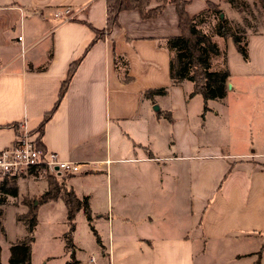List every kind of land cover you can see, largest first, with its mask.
<instances>
[{"label":"crops","instance_id":"obj_1","mask_svg":"<svg viewBox=\"0 0 264 264\" xmlns=\"http://www.w3.org/2000/svg\"><path fill=\"white\" fill-rule=\"evenodd\" d=\"M185 1L190 16L210 2L241 23L228 0ZM63 8L73 12L67 21L53 15ZM105 9L106 0H0V149L25 130L60 158L86 164L59 176L87 199L96 224L94 252L76 264H203L209 244L223 248L211 254L225 264H264V88L239 84L264 76V33H248L247 62L233 40L217 37L226 58L211 70L230 75L225 95L205 101L190 95V81L170 80L164 38L180 34L174 3L154 18L120 11L110 32L91 43L106 26ZM160 87L167 92L145 95ZM241 94L253 96L240 103L256 110L244 131L227 103ZM40 183L44 192L47 180ZM60 199L38 205L37 215Z\"/></svg>","mask_w":264,"mask_h":264},{"label":"trees","instance_id":"obj_2","mask_svg":"<svg viewBox=\"0 0 264 264\" xmlns=\"http://www.w3.org/2000/svg\"><path fill=\"white\" fill-rule=\"evenodd\" d=\"M155 6H150L149 0H106V26L104 30H95V35L91 41L95 42L110 32L113 24L117 22L118 13L128 9H137L141 13L142 18H154L160 13L164 4L174 3L176 12H178V27L180 34L173 37L164 38L166 48L170 52V80L171 83H180L182 81H190L193 85L192 94H200L202 99L219 100L225 95L227 88V78L230 73L225 67L218 70H211V59L213 56L223 55L218 45L212 40V36L205 32L201 27L202 23L213 18L215 21V33L222 38H230L234 41L236 49L243 59L247 62L249 54H247V39L246 30L241 23L229 22L224 16L221 17V9L216 5L208 2L207 7L201 13L190 16L185 10V0H156ZM229 3L236 9L246 7L244 1L228 0ZM264 9V0H258ZM255 30V29H254ZM80 59L70 63L67 69V76L61 82L59 94L54 107L45 112L42 121L39 124L37 131L40 133L43 130L45 122L50 117L51 113L57 107V103L66 92L67 85L71 80ZM224 63V62H223ZM167 92V87L156 89H148L145 95L152 98L154 95H160ZM205 108V107H204ZM15 125V124H14ZM37 144L40 143L37 141ZM35 174L45 176L47 180V188L44 192L36 197H24L21 203L27 208L25 213L19 214L18 219L22 220L26 225L27 234L21 239L16 240L10 246L11 256L8 259V264H30L31 245L33 242L32 232L37 225V210L38 205L50 200L61 198L66 207V219L68 222L69 233L67 240L70 244L72 237L69 235L75 228L74 218L79 210H83L86 220L91 225V210L88 206L87 199H80L75 192L66 186L64 177H57L47 171H42L38 168L30 169ZM18 195V183L16 176H2L0 178V217L2 214L1 206L5 204L8 198H15ZM92 226V225H91ZM70 264V263H66Z\"/></svg>","mask_w":264,"mask_h":264},{"label":"rangeland","instance_id":"obj_3","mask_svg":"<svg viewBox=\"0 0 264 264\" xmlns=\"http://www.w3.org/2000/svg\"><path fill=\"white\" fill-rule=\"evenodd\" d=\"M247 1L248 2L244 1L247 3L246 7L242 8L241 6V8L238 9L240 14L238 19L241 20V25L247 29L246 39L249 32L261 33L262 31L264 33V9L257 0ZM224 8L227 10L226 6H224ZM225 18L227 19V17ZM215 21L216 20L211 18L201 25V28L205 30L206 33L211 35L212 40L214 41H216L218 37L215 33ZM18 33L19 32L16 31L15 35ZM223 59V55L213 56L211 59L212 68H218ZM239 84L243 89H250L253 87L263 89L264 76H251L250 79L240 81ZM248 97L253 96L241 94L238 98L239 101L232 103L227 101L228 105L232 107L233 112H237V123H239V126L243 131L245 126L249 124L252 116L256 114V110H253V108L245 109V105L240 103L242 99L246 100ZM212 103L213 102H210V104ZM204 105L206 106V104ZM16 178L17 181L19 179L23 180L19 181L18 195L15 198H8L7 202L1 206V209L3 210L0 217V264L8 263V259L11 256L10 246L12 245V242H15L16 239L27 234L25 223L17 217L18 214L27 210V208H25V206L21 203V200L24 197L33 198L37 196H27L31 192L42 193V184H38V181L46 179L45 176L43 177L41 174L30 173L21 174L16 176ZM58 202L57 208L54 210L51 211L46 208H41L37 215L38 223L35 230L31 234L33 237V243L31 246L32 254L30 264H76V257L80 258L82 263H87L91 254L94 252L92 247L96 241V237L98 236L95 230L96 224L91 222V226L88 221H86L85 217L81 215L82 213H79L78 217L76 216L74 219L75 230L69 234L72 237V241H70L69 244L67 240L69 228L64 203L61 199ZM102 227H105V223H102L98 228L102 230ZM52 234L57 236L52 237ZM213 245L214 244L206 245L207 251L204 255L205 260L203 259L201 262L203 264H225L226 258L211 254L214 250L217 251L223 248L218 245ZM198 259L199 258L196 260L197 264L200 263L198 262Z\"/></svg>","mask_w":264,"mask_h":264},{"label":"built area","instance_id":"obj_4","mask_svg":"<svg viewBox=\"0 0 264 264\" xmlns=\"http://www.w3.org/2000/svg\"><path fill=\"white\" fill-rule=\"evenodd\" d=\"M53 15L67 21L72 18L73 12L70 8H63L55 10ZM17 39L18 41L22 40L21 36ZM18 133V137L11 145L0 149V178L2 176H19L34 168L59 177L80 172L81 167L86 165L64 160L55 152L38 145L29 131L22 130Z\"/></svg>","mask_w":264,"mask_h":264},{"label":"water","instance_id":"obj_5","mask_svg":"<svg viewBox=\"0 0 264 264\" xmlns=\"http://www.w3.org/2000/svg\"><path fill=\"white\" fill-rule=\"evenodd\" d=\"M221 16H222V14H221ZM228 86H229V84H228Z\"/></svg>","mask_w":264,"mask_h":264}]
</instances>
